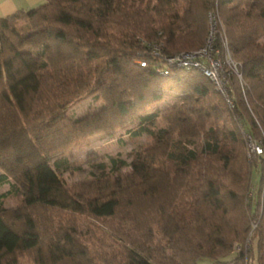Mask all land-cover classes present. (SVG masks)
Masks as SVG:
<instances>
[{
	"label": "trees",
	"instance_id": "16d2710c",
	"mask_svg": "<svg viewBox=\"0 0 264 264\" xmlns=\"http://www.w3.org/2000/svg\"><path fill=\"white\" fill-rule=\"evenodd\" d=\"M211 10L218 55L225 38L241 77L227 69L232 105L198 68L165 60L204 45ZM166 90L170 110L149 109ZM91 91L99 109L64 114ZM128 117L150 144L95 167L136 180L74 193L65 151ZM245 135L264 137V0H46L1 17L0 264H264V152Z\"/></svg>",
	"mask_w": 264,
	"mask_h": 264
},
{
	"label": "rangeland",
	"instance_id": "374dc122",
	"mask_svg": "<svg viewBox=\"0 0 264 264\" xmlns=\"http://www.w3.org/2000/svg\"><path fill=\"white\" fill-rule=\"evenodd\" d=\"M176 6L177 8L185 7L186 2L181 1ZM180 11L182 10L180 9ZM211 11L207 13L208 33L211 29V18L209 15ZM215 11L217 13V10ZM217 17L219 20L217 22V26L220 25V27H222L221 20L219 16ZM22 24L23 22H19L20 26L18 30L22 34L28 33V26ZM240 78L241 77H239V79ZM93 95L94 91H91L83 98L78 99L64 112V114L70 118H76L86 115L89 111H95L99 109L102 106V102H95L93 100ZM177 100L178 94L176 92L166 90L164 92L163 100L152 103L149 109H159L160 112L164 114L170 110ZM219 121L222 122V117H219ZM160 124L164 123L162 122ZM136 125L137 119L135 117H128L111 135H107L105 133L94 134L70 145L65 151L64 155H66L70 162H72L79 169L74 171H66L63 173L62 176L67 186L77 195L93 197L106 193L108 190H110L116 183V176L118 178V182L121 184H128L136 180V177L132 173V169L130 167L122 168L118 174L111 176L109 179H98L97 175L99 173L95 167V165L99 162H107L109 156H117L130 161L133 156L132 152L137 148V146H146L150 144L151 140L146 135H142L138 138H132L128 135L127 130L135 127ZM245 138L244 145L248 151L251 152L249 149V141L247 140L249 139V135H245ZM262 139H264V137ZM252 140L254 139L252 138ZM23 142L24 138L22 136H17L6 144H11L16 149H19ZM7 189L8 184H0V194L5 192ZM16 203V198L8 197L4 199V204L7 207H12L16 205ZM198 263L204 264L205 261L199 259Z\"/></svg>",
	"mask_w": 264,
	"mask_h": 264
},
{
	"label": "built area",
	"instance_id": "2783aa9c",
	"mask_svg": "<svg viewBox=\"0 0 264 264\" xmlns=\"http://www.w3.org/2000/svg\"><path fill=\"white\" fill-rule=\"evenodd\" d=\"M210 31L206 38L204 45L192 50L185 51L175 54L173 56L167 57L165 60L169 65L183 66L187 69L190 67L198 68L205 76H207L214 85V88L219 91L226 99L229 105H232V100L229 97L227 91V69L232 70L238 77L240 73L238 72L237 66L233 61L230 51L227 48L225 38H221L220 41L223 45L224 55L220 57L218 55L219 50L215 46V36L218 20V13L212 10L210 13ZM161 45V44H158ZM166 73V71H164ZM246 139V138H245ZM249 149L252 153L262 154L264 152V139L262 140H252L249 135Z\"/></svg>",
	"mask_w": 264,
	"mask_h": 264
},
{
	"label": "crops",
	"instance_id": "0c3cea01",
	"mask_svg": "<svg viewBox=\"0 0 264 264\" xmlns=\"http://www.w3.org/2000/svg\"><path fill=\"white\" fill-rule=\"evenodd\" d=\"M46 0H0V18L13 14L18 10L33 8Z\"/></svg>",
	"mask_w": 264,
	"mask_h": 264
}]
</instances>
